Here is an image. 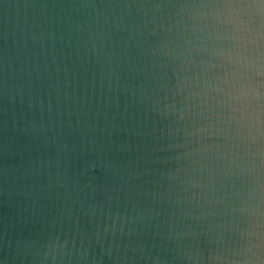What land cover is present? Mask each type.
<instances>
[{"label":"water","instance_id":"obj_1","mask_svg":"<svg viewBox=\"0 0 264 264\" xmlns=\"http://www.w3.org/2000/svg\"><path fill=\"white\" fill-rule=\"evenodd\" d=\"M264 255V0H0V264Z\"/></svg>","mask_w":264,"mask_h":264},{"label":"clouds","instance_id":"obj_2","mask_svg":"<svg viewBox=\"0 0 264 264\" xmlns=\"http://www.w3.org/2000/svg\"><path fill=\"white\" fill-rule=\"evenodd\" d=\"M254 255H255V260L253 264H264V255H262L259 252L255 253Z\"/></svg>","mask_w":264,"mask_h":264}]
</instances>
